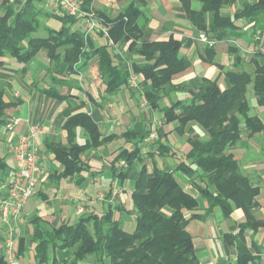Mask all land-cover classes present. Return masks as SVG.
Instances as JSON below:
<instances>
[{
	"label": "trees",
	"instance_id": "1",
	"mask_svg": "<svg viewBox=\"0 0 264 264\" xmlns=\"http://www.w3.org/2000/svg\"><path fill=\"white\" fill-rule=\"evenodd\" d=\"M93 1L83 0L82 10L89 13ZM177 1L191 26L215 41L241 36L236 25L240 21L251 26L253 32L260 30L264 36V0L245 3L234 12H231V7L236 0ZM194 3L197 4L196 8L193 7ZM35 5L34 0H28L16 11L9 0H1L0 64L6 57L27 63L40 50H44L50 60L62 59L65 71L71 72L80 59L87 62L96 57L105 94H114L119 87L127 84L124 71L113 65L107 46L97 48L92 54L84 52L83 35L70 30L78 19L44 12ZM144 5L145 0H130L128 6L114 19L97 14L109 26L108 35L113 45H126L129 52L144 60V63H132L131 69L134 74H140L145 81L150 82V90L145 93L150 108L163 113L165 124L177 122L178 134H183L185 126L194 122L204 129L208 138L188 139L191 148L185 155L187 164L179 162L170 171H163L154 165L148 174L140 155V145L149 134L148 131L124 133L122 138L134 141L133 147L117 153L111 165L114 177L120 180L132 171L137 172L131 193L132 206L136 212L132 232L120 228L109 206L101 216L83 215L76 224L61 223L52 228L48 238H38L36 257L40 264H79L88 258L99 264H199L192 237L186 229L188 222L204 219L213 209H218L224 218L229 217L234 209H240L245 222L238 226L239 232L233 236L237 251L233 264H254L256 256L248 250L243 233L246 230L255 232L264 226V222L257 220L253 214L259 188L252 186L249 179L241 174L236 159L227 151L240 141L242 128L248 138L264 131L261 119L250 115L251 105L247 99L248 87H251L255 104L264 110V49L254 51L249 61L251 72L225 71L228 88L220 89L216 82L203 78L195 93L190 92L189 102L176 101L161 108L159 102L169 91L187 89L185 83L174 85L172 77L186 70L190 62L180 57V42L172 36L166 41L140 40L138 20L142 17L141 7ZM42 16L59 20L61 29H47L45 37L39 35ZM58 49H65L63 56H58ZM206 50L212 52V47ZM236 65H239L238 59ZM55 98L62 99L57 94ZM11 105L4 102L0 92V125L4 123L5 109ZM77 127L87 134L83 145L74 143ZM63 129L67 131L68 145H48V151L60 163L61 171L57 175L60 179L86 170L87 166L80 161L79 156L111 139L101 138L97 125L83 113L69 118L63 124ZM158 137V154L174 155L160 142V134ZM122 162L125 167L117 169ZM6 169L4 158L0 156V182L6 181ZM177 172L190 182L197 179L205 181V184L195 186L200 199L207 205L202 214L192 213L198 210L199 201L183 190L177 180ZM187 212L192 214L186 217ZM55 248L70 250L72 257L60 262L50 259L49 251ZM0 264H7L3 256H0Z\"/></svg>",
	"mask_w": 264,
	"mask_h": 264
},
{
	"label": "crops",
	"instance_id": "2",
	"mask_svg": "<svg viewBox=\"0 0 264 264\" xmlns=\"http://www.w3.org/2000/svg\"><path fill=\"white\" fill-rule=\"evenodd\" d=\"M27 1L9 0L16 11ZM253 1L255 0H236L231 12ZM34 2L38 9L47 12L43 8L44 0H34ZM129 3L130 0H95L90 5L89 14L96 19H101L97 13L114 19ZM141 10L142 17L138 20V26L141 27L140 40L166 41L172 36L180 42V57L190 62L186 70L172 77L174 85L185 83L187 89L169 91L159 102L161 108L168 107L176 101L189 102L190 92L195 93L203 78L216 82L220 89L228 88L229 84L224 77L225 71L251 72L252 66L249 61L254 51L264 49L263 33L260 30L253 32L251 26H246L240 21L236 25L240 29L241 36L237 39L216 40L212 52H208L206 45L196 41L199 31L194 29L185 18L177 0H145ZM74 18L78 20L70 30L83 35L84 52L92 54L97 48L107 46L113 65L119 66L124 71L127 84L119 87L114 94H105V86L98 74L96 57L90 58L87 62L80 59L71 72L65 71L62 59L50 60L44 50H40L27 63L18 62L10 57L2 59L0 92L3 94L4 102L12 104L5 109L3 120L19 118L20 122L14 129V138L25 134L30 125L38 128L39 133L34 143L38 148L39 165L42 169V175L32 197L23 207L24 222L22 224L11 222L0 226V256L4 255L5 238L10 235L14 240L18 264H40L36 257L35 245L38 238H48L52 228L61 223L76 224L83 215L101 216L109 206L120 228L132 232L136 212L132 206L131 193L137 172L132 171L126 178L120 180L114 177L111 165L117 153L133 147L134 141H126L122 138L124 133L140 130L147 132L148 129L157 128L161 140H167L169 143L167 146L160 141L169 147V153L174 154L172 156L170 154L160 156L157 150L155 151L156 145L149 147L144 142L140 145V155L145 159L142 165H145L148 174L154 165L163 171H170L179 162L187 164L185 155L191 148L188 139L208 138L204 129L194 122L185 126L183 134L176 132L177 122L165 124L163 113L151 109L146 102L145 93L150 90V82L145 81L140 74H134L131 69L132 63H144V60L129 52L126 45L110 44L109 40L97 31L87 33L86 19ZM46 19L45 16L40 18L39 30H43L44 34L39 35L44 37L47 29L53 31L61 29V27L50 28L45 25ZM64 52L65 49H58V56H63ZM236 59L239 65H236ZM56 94L62 99L55 98ZM256 108L251 107V112L264 123V112L259 107ZM81 113L93 120L101 138L111 137V139L79 156L80 161L87 166L86 170L60 179L57 176L61 171L60 163L55 160L54 154L48 151V145L67 146V131L63 129V124L72 116ZM2 125H0V156L4 158L7 166V181L12 178L16 162L8 150L7 135L3 132ZM263 133L264 131L255 134L251 139L242 128L240 141L227 153L234 156L241 174L249 179L251 185L259 188L257 206L253 214L257 220L264 222V157L249 161L244 158L249 148H252L256 155L263 152L264 142L257 141ZM86 139V132L77 127L74 143L83 145ZM120 167L124 168L125 165L120 163L117 169ZM176 176L183 190L199 201L198 210L192 213L202 214L207 205L200 199L195 186L205 184V181L201 182L197 179L195 182H190L178 172ZM128 200L131 204L130 208L127 206ZM80 206L84 209L82 214L77 212ZM218 211L213 209L204 219L190 220L194 221V224L189 226L188 233L192 237L194 253L199 264H233L236 259V242L233 236L238 234V226L245 222L244 214L240 209H234L227 218L220 214L223 221L216 222L214 217ZM192 213L187 212L185 215L187 217ZM243 238L248 250L256 256L254 264H264V226L255 232L244 231ZM48 256L60 262L69 260L72 252L68 249L55 248L49 251ZM79 264L99 263L88 258Z\"/></svg>",
	"mask_w": 264,
	"mask_h": 264
},
{
	"label": "built area",
	"instance_id": "3",
	"mask_svg": "<svg viewBox=\"0 0 264 264\" xmlns=\"http://www.w3.org/2000/svg\"><path fill=\"white\" fill-rule=\"evenodd\" d=\"M83 0H44L47 12L58 16L82 17L86 19V31L99 32L109 40V26L102 19H96L92 14L82 10ZM196 41L211 48L215 45V40L199 32ZM19 118L13 117L4 121L3 132L8 142V150L16 162V169L10 180L0 182V226L8 225L11 222L23 223V207L32 197L36 185L42 175L39 165V152L34 143L36 135L39 133L35 125H30L25 134L14 138V129L19 124ZM157 139L156 129L152 128L143 142L151 144ZM122 165L124 163L122 162ZM77 212H84L82 206L77 208ZM7 264H18L17 255L14 250V240L9 235L5 238L4 253Z\"/></svg>",
	"mask_w": 264,
	"mask_h": 264
},
{
	"label": "rangeland",
	"instance_id": "4",
	"mask_svg": "<svg viewBox=\"0 0 264 264\" xmlns=\"http://www.w3.org/2000/svg\"><path fill=\"white\" fill-rule=\"evenodd\" d=\"M193 7L194 8H196L197 7V4L196 3H194L193 4ZM43 8L46 10V8H45V6H44V4H43ZM47 11V10H46ZM45 25H47L48 27H50V28H60L61 27V24H60V22L57 20V19H55V18H47L46 20H45ZM44 34V32H43V30H41V31H39L38 32V34ZM247 99H248V101H249V103H250V105H251V107H257L256 106V104H255V99H254V96H253V93H252V89H251V87H248V93H247ZM257 109V108H256ZM261 109V108H260ZM258 111H259V109H258ZM261 111H263L264 112V110L263 109H261ZM250 115H254L252 112L250 113ZM156 121H158V120H156ZM159 122V121H158ZM161 122H163V119H161ZM156 125H158V124H156ZM157 127V126H156ZM156 129V134H157V139L155 140V141H153V143H151V144H153V145H151V144H146L145 143V145H147V146H149V147H153L154 145H156V148H155V151L157 150V148H158V145H157V141L159 140L158 138V136H159V134H158V130H157V128H155ZM151 130L150 129H148V133L150 132ZM161 139H162V137H160ZM252 139V138H251ZM161 141H163L165 144H167V146H168V142H167V140H161ZM250 141H252V140H250ZM257 141H261V142H264V133L261 135V137L259 138V140H257ZM168 149H169V147H168ZM264 157V148H263V152L262 153H260V154H255L254 153V150L252 149V148H249L248 150H247V153H246V156L244 157L246 160H257V158H263ZM145 159L143 158V161H144ZM127 206L130 208L131 207V204L129 203V200H128V204H127ZM82 213H84V212H82ZM81 213V214H82ZM214 219L216 220V222H219V221H223V218H222V216L220 215V212L218 211V212H216L215 213V217H214ZM191 224H194V221H190V223H189V225L187 226V231L188 232H190V225Z\"/></svg>",
	"mask_w": 264,
	"mask_h": 264
}]
</instances>
